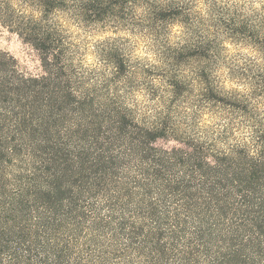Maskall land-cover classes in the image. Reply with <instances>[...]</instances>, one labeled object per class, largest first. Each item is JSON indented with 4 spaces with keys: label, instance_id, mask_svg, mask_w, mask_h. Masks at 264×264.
I'll list each match as a JSON object with an SVG mask.
<instances>
[{
    "label": "trees",
    "instance_id": "trees-1",
    "mask_svg": "<svg viewBox=\"0 0 264 264\" xmlns=\"http://www.w3.org/2000/svg\"><path fill=\"white\" fill-rule=\"evenodd\" d=\"M19 1H0V24L43 73L0 53V264H264V122L214 69L221 38L264 54V16L241 0ZM64 17L152 56L120 36L80 48Z\"/></svg>",
    "mask_w": 264,
    "mask_h": 264
},
{
    "label": "rangeland",
    "instance_id": "rangeland-1",
    "mask_svg": "<svg viewBox=\"0 0 264 264\" xmlns=\"http://www.w3.org/2000/svg\"><path fill=\"white\" fill-rule=\"evenodd\" d=\"M0 1L8 5L11 2L14 5L16 4V7L17 3H20L19 0ZM29 5L26 6L27 10L30 12L33 10L34 13H37L35 12L37 8L33 7L31 3ZM252 5L258 13L264 16V0H241V8L244 12L249 13L248 8ZM61 20L68 39L79 44L80 48L92 45L94 42L106 37L120 36L129 38L134 55L148 58L152 56V50L149 49L142 38L128 35L125 30L115 31L109 27H103L102 24L95 25L92 23H86L85 27L82 28L69 18L64 17ZM222 40L221 38L219 43H222L226 49L220 50L217 61L214 64L219 84L224 86L226 91L237 94L236 96L239 99L241 98L240 95L249 96L253 92V97L248 102L249 109H252L254 115L264 122V90L254 92L264 86V54L256 51L248 43L240 44ZM0 53L9 54L14 60L16 69L26 77H37L43 73L38 53L34 48L30 44L25 43L16 33L10 32L2 24H0ZM83 54L88 63H90L91 57L89 53L85 54V51H83ZM147 105L146 102L140 99L139 109H143V113L147 109ZM204 119L209 124L210 129H214L216 124H219L215 120L214 115L210 113L204 115ZM245 130V128L237 127L232 134L241 136L242 134H247ZM156 145L162 148L182 146L173 140L167 139H158Z\"/></svg>",
    "mask_w": 264,
    "mask_h": 264
}]
</instances>
